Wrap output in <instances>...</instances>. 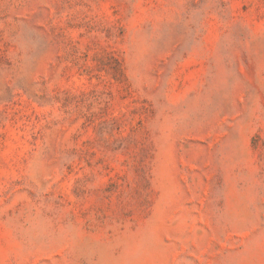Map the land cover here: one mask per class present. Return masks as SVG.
<instances>
[{
	"label": "rangeland",
	"instance_id": "374dc122",
	"mask_svg": "<svg viewBox=\"0 0 264 264\" xmlns=\"http://www.w3.org/2000/svg\"><path fill=\"white\" fill-rule=\"evenodd\" d=\"M0 264H264V0H0Z\"/></svg>",
	"mask_w": 264,
	"mask_h": 264
}]
</instances>
